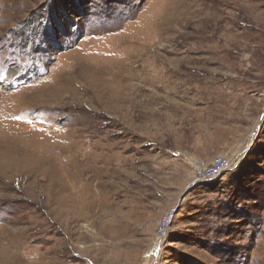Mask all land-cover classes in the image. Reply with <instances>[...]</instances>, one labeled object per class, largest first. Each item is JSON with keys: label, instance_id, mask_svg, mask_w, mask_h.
Listing matches in <instances>:
<instances>
[{"label": "rangeland", "instance_id": "1", "mask_svg": "<svg viewBox=\"0 0 264 264\" xmlns=\"http://www.w3.org/2000/svg\"><path fill=\"white\" fill-rule=\"evenodd\" d=\"M0 264H264V0H0Z\"/></svg>", "mask_w": 264, "mask_h": 264}, {"label": "built area", "instance_id": "2", "mask_svg": "<svg viewBox=\"0 0 264 264\" xmlns=\"http://www.w3.org/2000/svg\"><path fill=\"white\" fill-rule=\"evenodd\" d=\"M235 167L231 159L226 155H218L211 161L207 159H196L192 163L194 179L191 186H196L201 183H217L222 176L232 172ZM172 215V212H168L159 221L157 227L158 241L166 236L167 228L172 221Z\"/></svg>", "mask_w": 264, "mask_h": 264}, {"label": "bare ground", "instance_id": "3", "mask_svg": "<svg viewBox=\"0 0 264 264\" xmlns=\"http://www.w3.org/2000/svg\"><path fill=\"white\" fill-rule=\"evenodd\" d=\"M221 132V131H220ZM178 179V178H177Z\"/></svg>", "mask_w": 264, "mask_h": 264}]
</instances>
